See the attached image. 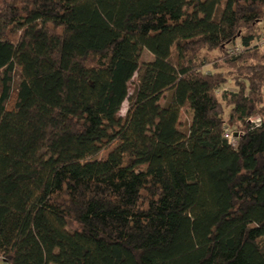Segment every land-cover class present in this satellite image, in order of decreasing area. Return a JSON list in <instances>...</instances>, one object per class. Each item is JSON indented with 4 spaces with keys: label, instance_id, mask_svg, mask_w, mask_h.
<instances>
[{
    "label": "trees",
    "instance_id": "1",
    "mask_svg": "<svg viewBox=\"0 0 264 264\" xmlns=\"http://www.w3.org/2000/svg\"><path fill=\"white\" fill-rule=\"evenodd\" d=\"M263 20L264 0H0V260L264 264Z\"/></svg>",
    "mask_w": 264,
    "mask_h": 264
},
{
    "label": "rangeland",
    "instance_id": "2",
    "mask_svg": "<svg viewBox=\"0 0 264 264\" xmlns=\"http://www.w3.org/2000/svg\"><path fill=\"white\" fill-rule=\"evenodd\" d=\"M257 33H258V37L254 41H252L251 44L252 45H257L260 49H264V20L258 23ZM234 44H235V46H237V48L240 47L239 40H236ZM209 56H210V58L215 59L218 56V53L216 51H212V52L209 53ZM152 59H153V56L147 50L142 49L141 55H140V62L141 63L149 62ZM204 69L205 70H209L210 66H206ZM220 70L223 71L224 68L221 67ZM136 78H137V75L134 74V76L132 77V79H131V81H130V83L128 85L129 94H131V92L133 91V88H134V86L136 84ZM14 79L16 81L18 79V69L17 68L15 69ZM223 89L224 90H228V91H232V92L237 90V88L234 86V84L231 81H229L225 85H223L220 88V91L223 90ZM168 97H169V94H165L164 97L160 100V105H164ZM127 108H128V101L125 100L122 103V105L120 107V110H119V115L121 117L125 116ZM185 110H186V107H184L182 109L180 117H179V129H181V130H186L187 127H188V120H187V116H186ZM228 110H229V106H224V117L226 116ZM228 130L231 131L233 129H232V127L228 126ZM232 132H238V131H232ZM112 148L101 151L97 155L96 159H104ZM129 161H130V159L125 156L124 159H123L124 164H127ZM140 168L143 169L144 166H142ZM0 264H7V263H5L2 260H0Z\"/></svg>",
    "mask_w": 264,
    "mask_h": 264
},
{
    "label": "built area",
    "instance_id": "3",
    "mask_svg": "<svg viewBox=\"0 0 264 264\" xmlns=\"http://www.w3.org/2000/svg\"><path fill=\"white\" fill-rule=\"evenodd\" d=\"M248 122H251L255 125H258L260 122V117L259 116H254L248 119ZM240 133L238 132H232L229 130H225L224 132V138L232 145L235 144V137L239 136Z\"/></svg>",
    "mask_w": 264,
    "mask_h": 264
}]
</instances>
